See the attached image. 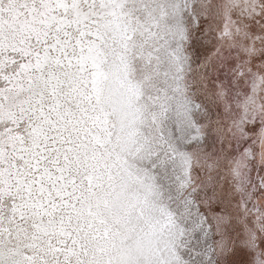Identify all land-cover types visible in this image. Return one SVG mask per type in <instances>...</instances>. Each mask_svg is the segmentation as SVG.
<instances>
[{
	"label": "snow or ice",
	"instance_id": "snow-or-ice-1",
	"mask_svg": "<svg viewBox=\"0 0 264 264\" xmlns=\"http://www.w3.org/2000/svg\"><path fill=\"white\" fill-rule=\"evenodd\" d=\"M0 264H264V0H0Z\"/></svg>",
	"mask_w": 264,
	"mask_h": 264
}]
</instances>
